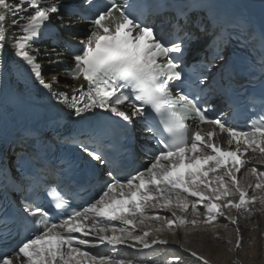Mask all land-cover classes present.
<instances>
[{
    "label": "snow or ice",
    "instance_id": "snow-or-ice-1",
    "mask_svg": "<svg viewBox=\"0 0 264 264\" xmlns=\"http://www.w3.org/2000/svg\"><path fill=\"white\" fill-rule=\"evenodd\" d=\"M196 6L206 13L203 19L196 20L183 10L176 18L183 17L186 26L198 28L206 37L201 42L205 62L193 78L185 74L181 57L185 40L199 38L189 32L171 38L163 22L157 33L144 22L149 11L155 13V6L142 0H82L79 8L68 11L67 20L56 2L0 0V50L11 38L14 57L30 69L50 98L68 110L69 118H77L74 123L89 124L88 130L66 140L79 148L81 158L86 157L93 170L97 165L115 163V145L105 139L102 128L90 123L99 118L96 109L110 113L125 129L139 120L148 134L145 139L156 142L155 148L145 152V168L121 178L109 167V181L101 185L98 198L85 206L73 207L58 185L52 184L44 188L46 201L36 195L30 202L25 199L20 223L13 217H0V238L7 239L13 228L18 235L21 228L25 234L11 245V251L0 250V264H134L116 249L153 250L155 245L168 244L162 238L164 232L175 237L177 229H186L185 242H174L193 258L190 264H209L185 246L188 233L198 227L219 239L218 228L236 226L235 247L241 246L238 216L264 215V168L257 167L264 166V51L259 61L249 66L246 81L253 88L259 84L262 112L241 128L225 119L223 109L208 104L205 97L222 93L226 103L232 102L236 65L232 56H225V50L233 41L246 48L255 33L246 22L230 31L211 0ZM186 7L191 10L193 6ZM85 8L86 14L81 11ZM53 16L68 36L73 35V17L87 19L90 24L78 44L64 40L72 50V66L65 75L73 82H85L68 84L71 93L54 90L60 82L57 74L50 80L43 77L37 62L40 49L33 48L44 29L55 28ZM171 27L183 31L178 24ZM56 31L63 39L61 30ZM260 35L264 39V28ZM52 62H60L59 53ZM247 95L256 98L254 92ZM157 209L170 215H161ZM189 214L192 219L187 218ZM220 217L228 223H216ZM117 221L122 226L113 223ZM227 243L232 244V239ZM101 246L109 253L92 251ZM168 264L185 261L173 256Z\"/></svg>",
    "mask_w": 264,
    "mask_h": 264
},
{
    "label": "bare ground",
    "instance_id": "bare-ground-1",
    "mask_svg": "<svg viewBox=\"0 0 264 264\" xmlns=\"http://www.w3.org/2000/svg\"><path fill=\"white\" fill-rule=\"evenodd\" d=\"M9 2H12L10 0ZM11 19V17L9 18ZM9 37H11V29H9ZM7 46V47H6ZM6 53L14 51V44L11 38L5 42ZM41 59H39L40 62ZM66 61L65 58H62ZM11 62V61H10ZM9 62V63H10ZM42 64V63H40ZM52 72H46L48 69L43 63L44 68L42 75L46 80H50L53 74L59 76V81L64 78L62 74H59L58 63L51 62ZM11 65V63H10ZM8 65V72L10 74L11 80L19 88L26 90L28 92L41 91L43 88L35 81L34 76L31 75L30 69L28 68H17L15 65ZM58 84L54 86H58ZM258 168H264V166L257 165ZM257 208L260 207L259 204L256 205ZM161 215H170L165 210L157 209L155 210ZM178 215H182L177 212ZM235 215V211L232 213ZM188 219L193 217L189 214ZM203 219V217H201ZM239 227L242 236L241 246L239 248L235 247V227L229 225L228 229L218 228L217 235L219 239H213L212 233L205 230L203 227H198L188 233V243L186 247L197 251L205 259L208 260L209 264H264V215L259 212H254L252 217H239ZM117 224V227L122 226L120 222H113ZM218 224L228 223L223 217L218 218L216 222ZM191 227V225H189ZM185 231L186 229H177V235L174 237L170 232H164L162 238L168 240L167 245H155L153 250H143L142 252H136L132 249L118 248L116 252L121 257H128L134 260V264H168V261L172 259L173 256H182L185 264H190L192 257L188 256L187 253L183 252L179 244L175 243L174 240L178 239L180 243L185 242ZM232 239V244L227 243V239ZM231 249V250H230ZM92 251H100L104 254L109 253V249L101 246L100 249H93Z\"/></svg>",
    "mask_w": 264,
    "mask_h": 264
},
{
    "label": "rangeland",
    "instance_id": "rangeland-1",
    "mask_svg": "<svg viewBox=\"0 0 264 264\" xmlns=\"http://www.w3.org/2000/svg\"><path fill=\"white\" fill-rule=\"evenodd\" d=\"M14 58H17V57H14Z\"/></svg>",
    "mask_w": 264,
    "mask_h": 264
}]
</instances>
